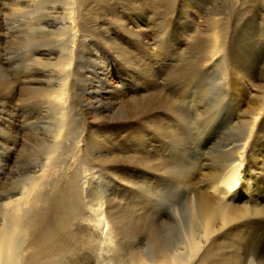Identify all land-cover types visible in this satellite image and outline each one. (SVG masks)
I'll use <instances>...</instances> for the list:
<instances>
[{"label": "bare ground", "instance_id": "bare-ground-1", "mask_svg": "<svg viewBox=\"0 0 264 264\" xmlns=\"http://www.w3.org/2000/svg\"><path fill=\"white\" fill-rule=\"evenodd\" d=\"M22 1L10 30L24 56L7 62L28 103L13 165L7 142L18 136L0 155V264H264V0H190L208 22L191 43L199 56L173 52L163 21L156 51L188 88L161 129L162 181L149 186L139 168L140 182L126 179L129 198L118 201L96 151L116 132L91 130L82 110L116 99L119 88L110 56L93 50L91 11L103 0ZM169 1L129 0L148 19ZM136 66V80H148ZM135 132L133 145L145 147V129Z\"/></svg>", "mask_w": 264, "mask_h": 264}, {"label": "rangeland", "instance_id": "rangeland-1", "mask_svg": "<svg viewBox=\"0 0 264 264\" xmlns=\"http://www.w3.org/2000/svg\"><path fill=\"white\" fill-rule=\"evenodd\" d=\"M16 1L19 0H0V71L2 70L1 73L5 76L0 82V155L3 154L6 138L18 136L17 141L7 142L8 152H10L9 167L13 165L14 157L19 152L21 142L19 133L22 132L21 109H26L28 103L23 94L22 75L16 73L7 62L10 58L15 60L18 56H24L23 50L16 49L13 44V32L10 30L11 21L15 18L14 12L17 11L13 4ZM173 1L176 3L174 4ZM173 1L170 0L159 6L156 15L150 19L147 18L149 14L147 9L135 11L136 2H129V0H103L91 11L95 33L93 42L97 43L93 50L97 52V55L102 54L104 58L110 56L112 63L108 67L113 70L108 72L109 79L111 82L119 83V88L116 91V99L107 98L104 100L106 104H98L96 108L91 109L82 102L84 104V106L82 104V110L87 126L91 130L105 133L107 128H111L108 130L116 132V139L110 145H106L101 138V144L97 146L96 151L106 156L105 161L99 164L107 167L112 176L115 175L108 193L112 199L119 197L117 201L122 195L124 199L129 198V184L125 182L126 179L140 182L137 171L139 168H141L140 171H147L143 181L148 182L149 186L156 187L162 181V168L167 158L163 151H159L163 135L161 129L169 128L168 125L171 123L169 110L180 101L181 92L188 88L185 86V81L180 78L183 72L174 73L173 60H170L169 56L167 58L160 56L156 51L155 45L161 37L164 22L169 24V29L172 28L168 29L172 35L170 49L173 52H176L175 50L186 52V56H199L200 48L193 47L191 43H194L196 39L204 38L209 32L207 18L194 8L190 0ZM20 2L24 3L22 0ZM116 13L118 15L115 20L112 14ZM122 20H129L132 26L130 31L122 28ZM188 29H192L194 33L192 40L185 33ZM131 31H135L136 34H130ZM138 36L143 39V42L138 40ZM123 51L129 54L125 55ZM91 60L95 61V59ZM139 64L141 70L146 68L145 74H149L148 80L143 77L140 81L136 80L135 75L139 72V67L136 65ZM82 65L87 66L88 63L83 62ZM132 65L136 67L131 69L133 77L130 79L131 71L126 70ZM204 68L205 65L199 66L200 70ZM96 70L101 71L98 66ZM117 75H120L125 83ZM261 82L258 80L257 84H262ZM193 90L186 89L185 92ZM110 102H112L109 105L112 110H105L104 107ZM94 105L97 104L94 103ZM7 122L13 124L5 126ZM138 126H142L148 134L147 142H144L145 147L133 145ZM4 129L8 132L5 133ZM1 158H6V154H3ZM141 163L147 167H142ZM127 200L122 199L124 204H128ZM181 203H183L182 200L179 205H182Z\"/></svg>", "mask_w": 264, "mask_h": 264}]
</instances>
